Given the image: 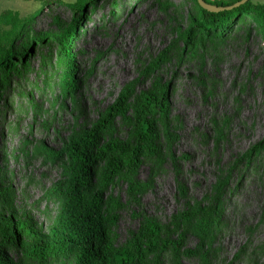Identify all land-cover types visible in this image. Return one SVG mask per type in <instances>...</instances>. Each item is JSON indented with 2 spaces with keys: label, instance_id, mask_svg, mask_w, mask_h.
I'll list each match as a JSON object with an SVG mask.
<instances>
[{
  "label": "rangeland",
  "instance_id": "1",
  "mask_svg": "<svg viewBox=\"0 0 264 264\" xmlns=\"http://www.w3.org/2000/svg\"><path fill=\"white\" fill-rule=\"evenodd\" d=\"M57 1L0 0V16L17 11L23 21L3 47L16 54L0 60V239L19 220L48 232L62 203L71 136L94 128L125 93L127 110L100 141L134 145L136 112L158 89L164 105L150 115L156 153L112 182L96 173L103 212L115 217L114 246H128L153 221L165 244L150 262L264 264V238L257 239L264 237L262 22L195 44L198 10L190 0L92 2L86 15ZM11 29L0 18V35ZM69 29L79 67L70 92L54 39ZM19 54L18 72L9 70ZM7 249L16 264H40L14 243Z\"/></svg>",
  "mask_w": 264,
  "mask_h": 264
},
{
  "label": "trees",
  "instance_id": "2",
  "mask_svg": "<svg viewBox=\"0 0 264 264\" xmlns=\"http://www.w3.org/2000/svg\"><path fill=\"white\" fill-rule=\"evenodd\" d=\"M107 1L76 0L68 6L86 15L85 10L92 2ZM190 1L198 10L195 21L197 36L190 37V41L195 44H201L203 37L210 34H215L216 38L223 37L231 29L247 25V21L251 23L260 20L264 25V3L247 0L234 5L242 0H203L216 6L234 5L229 9L214 11L203 7L199 0ZM0 18L12 28V31L0 35V60H5L16 54L3 47L5 44L6 47L13 45L18 37L16 32L23 27V21L17 11L11 10H5ZM72 32L73 29H69L54 37L58 45V57L64 64L63 84L69 92L77 86L76 72L79 69L76 56L70 51L74 42ZM47 40L39 37L38 42L42 44ZM17 62L20 65L23 63L21 54L15 63L10 62L9 70L18 72ZM158 91L155 89L136 112L133 123L136 137L134 145L122 139L100 141L103 133L112 128L114 117L127 110L128 94L125 93L94 128L81 135L71 136L63 149L69 166L68 175L57 191L62 203L55 223L48 232H40L34 223L27 224L22 220L10 222L6 225L7 232L0 239V264H16L8 252L9 243L16 244L26 256L37 258L40 264H47L51 258L65 259V264H159L157 258L155 262L148 260L150 254L158 257L165 244L161 241L159 225L153 221L135 232L128 246H114L110 225L115 217L103 212L104 195L96 182L98 171L104 182H112L123 168L127 175H132L143 158L156 153V124L150 115L161 110L164 105ZM182 242L183 238L180 240Z\"/></svg>",
  "mask_w": 264,
  "mask_h": 264
},
{
  "label": "water",
  "instance_id": "3",
  "mask_svg": "<svg viewBox=\"0 0 264 264\" xmlns=\"http://www.w3.org/2000/svg\"><path fill=\"white\" fill-rule=\"evenodd\" d=\"M245 1H247V0H242V1H240V2L235 3L234 5H237V4H240V3H243V2H245ZM199 2H200V4H201L203 7L207 8V9H210V10H214V11H219V10H223V9H226V8L229 9V8H231L232 6H234V5H232V6H216V5L208 4V3L204 2L203 0H199Z\"/></svg>",
  "mask_w": 264,
  "mask_h": 264
},
{
  "label": "crops",
  "instance_id": "4",
  "mask_svg": "<svg viewBox=\"0 0 264 264\" xmlns=\"http://www.w3.org/2000/svg\"><path fill=\"white\" fill-rule=\"evenodd\" d=\"M29 1H33L34 3H35V5L37 6L38 4H40V2L42 1V0H29ZM64 1V0H63ZM68 2V3H74L73 1L71 2V0H65V2ZM254 3H264V0H252Z\"/></svg>",
  "mask_w": 264,
  "mask_h": 264
},
{
  "label": "bare ground",
  "instance_id": "5",
  "mask_svg": "<svg viewBox=\"0 0 264 264\" xmlns=\"http://www.w3.org/2000/svg\"><path fill=\"white\" fill-rule=\"evenodd\" d=\"M174 117H176V116H174ZM263 238H264L263 236H260V237H258L257 239L261 241ZM263 243H264V242H263Z\"/></svg>",
  "mask_w": 264,
  "mask_h": 264
}]
</instances>
